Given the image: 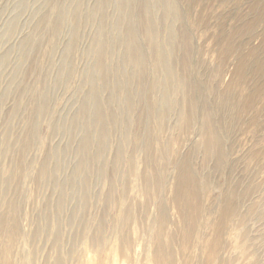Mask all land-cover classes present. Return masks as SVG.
<instances>
[{"label": "rangeland", "instance_id": "374dc122", "mask_svg": "<svg viewBox=\"0 0 264 264\" xmlns=\"http://www.w3.org/2000/svg\"><path fill=\"white\" fill-rule=\"evenodd\" d=\"M21 1L0 0V264H264V0Z\"/></svg>", "mask_w": 264, "mask_h": 264}, {"label": "bare ground", "instance_id": "6f19581e", "mask_svg": "<svg viewBox=\"0 0 264 264\" xmlns=\"http://www.w3.org/2000/svg\"><path fill=\"white\" fill-rule=\"evenodd\" d=\"M28 1H30V0H22L21 1V3H20V5L21 6H23V8L24 7H26L27 6V2ZM110 1V0H109ZM161 1H163V0H161ZM73 2H75V1H73ZM164 3V2H163ZM81 5V2L79 1L78 2V4H77V7H76V10L77 9H79V6ZM167 5H168V7H169V2H167ZM137 6V5H136ZM56 7H52L51 8V11H53L54 9H55ZM59 8V7H58ZM120 8H123V4H121L120 5ZM56 10H58V9H56ZM56 12V11H55ZM58 12V11H57ZM148 12H150V6L148 5V4H146V5H144V13L145 14H147ZM50 15V14H49ZM71 15H72V10L68 7H60V11L58 12V14H57V17H56V20H55V22L53 23V38L54 39H52V42H53V40H54V42H55V33L58 31V26H57V22H58V18H63V19H71ZM50 17V16H49ZM54 17V16H53ZM21 18V17H20ZM141 18V17H140ZM52 19V18H51ZM20 19L17 17L12 23H13V25H14V27L17 25V22L19 21ZM49 20L50 19H48V17H46L45 18V21H46V25H47V23L49 22ZM143 25H144V21H143ZM145 27V26H144ZM145 31H146V34H148V38L152 41V42H157V34H156V32L154 31V29L152 28V27H150V26H146L145 27ZM104 32H105V26L102 24V23H100V25H99V27H98V33H99V36H103L104 35ZM132 32V31H131ZM131 32H129L128 31V34H127V40H128V42H129V45H134L135 43H134V41H135V38H134V36H133V33L131 34ZM13 34V33H12ZM11 36V35H10ZM2 39V38H1ZM136 42V41H135ZM30 43V48L32 47V43L31 42H29ZM26 45H20V47H19V49L18 50H20V51H24L23 50V48H25L27 45H28V43H25ZM151 44V43H150ZM157 44V43H156ZM155 44V45H156ZM158 45V44H157ZM17 47V48H18ZM151 47V46H150ZM154 47V46H153ZM70 49L68 48L66 51H69ZM156 50V49H155ZM155 53H158V54H156L155 55V57H157V59H156V61H157V64H156V67L157 68H159V67H161L162 66V63H163V59H162V57H161V54H159L160 52L158 51V50H156V52ZM139 55V54H138ZM140 57V56H139ZM21 58H23L22 56H21ZM140 59H136V57L134 56V58L133 59H129V58H125L124 60H123V65L125 66L126 64H128L129 62H132V63H135V65H136V68H139L140 66H142L140 63H141V61H139ZM6 62V58L4 57L1 61H0V69H1V67H3V65H4V63ZM104 67L105 68H109L110 67V65L109 64H105L104 65ZM103 67V68H104ZM100 68H102V66H100ZM100 68H99V70H100ZM102 68V69H103ZM102 69L100 70V72L102 71ZM141 69V68H140ZM119 70V69H118ZM117 70V71H118ZM157 70V69H156ZM155 70V71H156ZM95 71H97L98 72V68L96 69V68H94V71H93V74H90L89 76H88V85H89V87H90V94H88V96H87V100L85 101V104L82 106V110L77 114V120L79 121L78 122V127L77 128H83V129H86V130H88V129H94V133H96V134H98L99 132H100V130H102V128L100 129V125L103 123H105L103 120H104V117H103V115H102V112H103V107H102V104L101 103H99V102H97L96 100H95V97H96V91H97V88L99 87V82L96 80V78H95ZM124 73V75H123V78H124V80L125 81H127L128 83H130L131 82V80H133L134 78H135V71H133L132 73H129V72H123ZM159 72H157V74H158ZM156 77H157V75H155ZM62 77V75H60L59 76V78H61ZM105 80V79H104ZM112 85V83L108 80V81H106L105 80V82H104V84H103V87H108V86H110V88L112 89V91L114 90V87L113 86H111ZM145 85V84H144ZM127 87V86H126ZM126 87H125V90H126ZM100 88H101V85H100ZM143 88H144V86H143ZM148 89V88H147ZM146 89V90H147ZM128 90H129V87H128ZM144 90V89H143ZM145 92V91H144ZM128 93H129V91H128ZM127 93V94H128ZM140 93L142 94V96H143V91H142V89L140 88ZM131 94V93H130ZM40 99L41 100H43L44 101V96H42L41 95V93H40ZM90 101H92L94 104H92V103H90ZM87 103L89 104V108H90V105L92 106V105H94V107H93V111L92 112H90V110L88 109V106H87ZM43 110H44V107H42L41 108V112H43ZM81 118V119H80ZM71 125H73V124H71ZM88 128V129H87ZM91 132H90V130L89 131H87V137H85V139L83 140V142L81 143V145H80V147L76 150V152H75V154H76V156H78V155H81V156H83L84 158H87V154H88V149H87V147H88V145L91 143V139H90V137H91ZM33 135H34V130H31V133H30V136H31V138L33 137ZM103 136L105 137L106 135H104L103 134ZM102 146L100 147V149L98 150V152H97V154H96V158H95V160H97L98 161V159H100L101 158V153H102ZM84 164L85 163H81L80 165H79V167H80V169H79V167H77L79 170H81L83 167H84ZM186 171L187 170H185V168H184V170H182V174H181V179H180V182L178 183V190L179 191H181V190H184L187 186H188V182H191L192 181V179H191V176L189 175V174H187L186 173ZM80 172V171H79ZM79 172H77V170H75V173H73V175H72V179L73 180H75L76 178H78L81 182H80V184L82 185V184H84V182H83V179L81 178V174H79ZM160 180V179H159ZM158 180V181H159ZM160 182V181H159ZM161 183V182H160ZM159 183V184H160ZM82 186H79V188L80 189H82L81 188ZM182 188H184V189H182ZM77 189H78V187H77ZM177 197V196H176ZM189 206V205H188ZM187 206V207H188ZM186 207V208H187ZM163 264H169V257L167 256V258L166 259H164L163 261Z\"/></svg>", "mask_w": 264, "mask_h": 264}]
</instances>
